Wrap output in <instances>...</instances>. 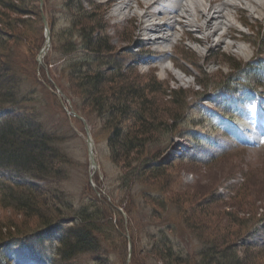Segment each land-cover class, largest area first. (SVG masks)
<instances>
[{
	"label": "rangeland",
	"instance_id": "1",
	"mask_svg": "<svg viewBox=\"0 0 264 264\" xmlns=\"http://www.w3.org/2000/svg\"><path fill=\"white\" fill-rule=\"evenodd\" d=\"M4 1L0 0V6ZM193 2L184 0L182 10L192 8ZM20 5L23 14L10 12L16 23L21 18L25 24L14 29L18 42L0 23L2 91H12L21 96L20 100L28 96L21 107L32 115L29 127L39 122L45 131L59 136L56 145L70 159L63 166L68 173L63 179L29 177L24 182L53 189V204L66 201L76 211L82 205L90 210L97 206L105 218L99 253L80 254L68 264H167L156 254L165 241L175 258L198 264L210 243L224 236L235 242L241 258L264 253V11L234 12L243 41L227 37L222 46L205 48L179 31L166 46V57L150 55L152 60L142 61L148 55L140 52L146 43L137 30L135 35L138 21L118 22L109 4L99 0H21ZM80 13L93 16L98 27L95 39H108L113 52L104 54L105 58L119 63L140 89L157 84L155 101L159 108L170 110L174 92L185 96L181 120L161 135V144L148 150L156 154L166 184L161 183V174L155 180L134 176L137 163L129 167L118 162L111 146L113 130L106 126L105 116L92 110L85 91L75 83L73 64L96 63L81 42ZM44 19L51 29V46L40 62L37 59L46 38L39 37L41 31L45 33ZM67 32L71 33L74 52L61 49L59 37ZM8 47L12 49L6 52ZM9 58L16 63L21 80L3 75L4 62ZM229 58L240 62V68L229 64ZM113 67L101 69L109 73ZM201 82L204 86L199 85ZM147 94L152 96L149 90ZM71 106L85 113V123L67 112ZM10 112H0V122ZM85 124L95 140L99 165L92 178ZM129 124L131 121L121 125L123 132ZM94 195L100 198L98 203ZM61 212L66 218L61 216L62 223L68 224L75 215L66 213L65 207ZM22 219L0 203V225L21 223ZM67 224H58L55 236ZM237 233L241 235L238 240ZM23 236L0 245V264H59L55 240L41 244L34 236ZM224 258L225 263L233 262L230 251ZM263 258L256 264H264Z\"/></svg>",
	"mask_w": 264,
	"mask_h": 264
},
{
	"label": "trees",
	"instance_id": "2",
	"mask_svg": "<svg viewBox=\"0 0 264 264\" xmlns=\"http://www.w3.org/2000/svg\"><path fill=\"white\" fill-rule=\"evenodd\" d=\"M20 2L21 0H7L0 6V23L7 32L9 31L13 35V39L15 37L14 42L19 41V36L14 33V29H20L18 25L25 24L21 18L16 23L17 20L14 21L10 12L23 14L22 12L25 11L21 10ZM28 14L30 13L28 12ZM38 14L40 18V11ZM92 17L80 13L77 23L80 26L78 31L81 42L92 53L96 66L95 64L87 66V62L73 64L77 70L73 72L76 75L75 83L79 89L85 91L92 110L105 116L108 121L105 123L106 126L113 130L111 146L118 162L129 167L133 163H137L135 170H132L134 176L138 175L144 179L153 177L152 180H155L154 177L161 174L159 179L161 183H165V172L159 168L160 164L156 162V154H152L148 150L149 147L161 144V135L169 132L170 128L176 127L175 124L181 120L182 110L186 105L185 96L180 92H174L170 110L159 108L155 101V94L159 89L156 83L140 89L137 82L132 81L122 72L123 68L119 63L103 56L112 53L113 49L106 37L94 38L98 27L95 26ZM69 32L63 33V37H59L63 43L61 49L65 53L75 51ZM43 36L44 31H41L39 37ZM10 47L6 52L12 49ZM39 48L40 46L37 47V51L42 47ZM228 60L233 67L240 68V62L233 58ZM4 63L6 65L3 75L10 76L16 81L21 80L14 60L9 58ZM108 65L114 66V69L106 73L101 68ZM199 85L204 86V83L201 82ZM146 90L152 93L151 97L146 95ZM27 97L20 100L21 96L17 97L12 91L3 92L0 84V112L12 110V113L10 112L0 122V203L3 207H9L23 217L21 223L9 220V224L0 225V245L8 244L12 242V238L22 237L24 233L23 237L34 236L39 242H42L41 244L52 239L57 242L58 253L56 256H58L59 264H68L80 254L99 253L101 249L100 234L105 218L102 215V210L97 206L94 210H90L89 206L82 205L76 211L66 201L53 204L50 199L51 195L55 193L53 189L24 182L29 177L41 181H59L68 174L63 166L70 161L69 157L56 145V141H60L59 136L45 131L39 122H35V126L29 127L32 115L28 110H24V107H21L22 101ZM79 112L86 116L82 110ZM162 113L168 117H162ZM127 121H131V124L127 126V131L123 132L121 125ZM172 124L174 125L172 126ZM128 179L130 181V178ZM94 197L98 203L100 198L97 195ZM63 207L68 209L66 213L75 214L68 224L61 222V216L66 219L64 213L61 212ZM58 224L62 227H65L66 224L69 226L61 228L60 234L55 236L59 229L57 228ZM241 226L243 229L244 226L246 228L245 224ZM237 234L236 239L238 240L241 235ZM227 239L226 236L214 239L206 252L201 254L202 259L198 260V264H228L223 260L226 251H230L233 258V262L229 264H256L257 259L264 257V253L261 252L259 256L246 255L241 258L235 251V242H230ZM164 243L165 246L162 245L156 251L162 260L167 264H190L182 260L183 258L180 259L179 256L175 258L173 248H166L168 242ZM227 246L228 248H226Z\"/></svg>",
	"mask_w": 264,
	"mask_h": 264
},
{
	"label": "bare ground",
	"instance_id": "3",
	"mask_svg": "<svg viewBox=\"0 0 264 264\" xmlns=\"http://www.w3.org/2000/svg\"><path fill=\"white\" fill-rule=\"evenodd\" d=\"M99 1L111 6V13L118 22L138 21L134 26L135 35L138 31L143 42L146 43L145 47L140 50L141 55H148L142 61H149L151 57L159 55L161 58L166 57L165 54L169 51L166 46L173 43L179 31L205 48L214 45L222 46L227 37L243 41L244 35L238 36V33H241L236 23L239 17L234 12L252 10L261 13L264 11L262 0H204V2L194 0L192 8L186 11H183L181 7L184 0ZM229 11L234 15H230ZM241 20L245 22L244 19ZM182 38L180 39L183 40ZM136 42H142V40ZM227 46L229 48V45ZM131 47L130 44L126 49L130 50ZM43 52L46 53L47 49H43Z\"/></svg>",
	"mask_w": 264,
	"mask_h": 264
},
{
	"label": "water",
	"instance_id": "4",
	"mask_svg": "<svg viewBox=\"0 0 264 264\" xmlns=\"http://www.w3.org/2000/svg\"><path fill=\"white\" fill-rule=\"evenodd\" d=\"M45 24L47 25V22H45ZM47 40H48L47 47H49L50 46L49 36H48ZM39 61L42 62L41 59H39ZM71 108H72V106H71ZM69 112L71 114H73L74 116H76L77 118L81 119L85 123L84 118L82 116H80L74 109H71V111H69ZM85 128H86V132H87V145H88V152H89V159H90V168H91V171H93V173H94L99 168L97 160H96V152H95V146L96 145H95V140L92 137L89 126L87 124H85ZM91 176H93V174ZM131 253H132V249H130V254ZM129 260H130V257H129Z\"/></svg>",
	"mask_w": 264,
	"mask_h": 264
}]
</instances>
